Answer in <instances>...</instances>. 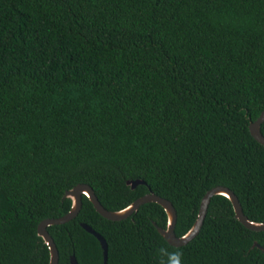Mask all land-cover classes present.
I'll list each match as a JSON object with an SVG mask.
<instances>
[{"label": "trees", "instance_id": "1", "mask_svg": "<svg viewBox=\"0 0 264 264\" xmlns=\"http://www.w3.org/2000/svg\"><path fill=\"white\" fill-rule=\"evenodd\" d=\"M263 109L264 0H0V264H49L37 225L67 213L79 183L112 211L170 200L177 236L215 186L264 223V145L249 131ZM167 221L156 202L109 220L83 194L47 230L58 264H102L81 223L106 264H159L161 246L183 264H264V231L224 195L185 245L158 232Z\"/></svg>", "mask_w": 264, "mask_h": 264}, {"label": "water", "instance_id": "2", "mask_svg": "<svg viewBox=\"0 0 264 264\" xmlns=\"http://www.w3.org/2000/svg\"><path fill=\"white\" fill-rule=\"evenodd\" d=\"M264 121V109L261 111L260 115L254 120L251 121L249 124V131L251 135L256 139L260 144L264 145V135L261 133L260 126L262 122ZM127 183L131 186V188H134L137 184H144L145 181L140 179L135 180H128ZM85 195L93 204L96 211L103 217L109 219V220H121L127 218L132 212L136 211L139 206L143 203L147 202H156L160 204L163 209L165 210L168 221L167 226L165 228H162L160 226H156L158 232L163 236V238L173 246H181L185 245L187 242H189L191 239H193L200 231V228L202 226L208 204L210 201V198L213 195L221 194L229 198L231 201V204L233 206L234 215L235 217L248 229L255 230V231H264V223L261 222H254L252 220H249L243 213L242 206L236 197V195L227 187L225 186H215L211 189H209L204 196L201 199L199 210L197 217L191 226V228L187 231L186 234L182 236H177L174 232V227L176 223V210L174 206L172 205L171 201L163 198L153 192L146 193L138 198H136L134 201H132L127 207L121 209V210H108L106 209L98 200L97 196L95 195L92 187L88 184L79 183L74 185L72 188L67 189L62 199L65 198H71L72 204L67 213H65L62 216L56 217V218H46L41 220L37 225V234L42 237L44 242L47 244L49 249V264H58V249L54 243L53 238L51 237L50 233L47 230V227L54 224H62L65 223L71 219H73L79 212L81 205H82V195ZM82 227L93 234L99 241L102 254H103V262L102 264H106L107 262V242L104 239V237L95 231L93 228H91L89 225L85 223H81ZM253 246L258 247L262 252H264V247L260 245L258 242H254ZM70 262L71 264H78L75 255L70 256Z\"/></svg>", "mask_w": 264, "mask_h": 264}, {"label": "clouds", "instance_id": "3", "mask_svg": "<svg viewBox=\"0 0 264 264\" xmlns=\"http://www.w3.org/2000/svg\"><path fill=\"white\" fill-rule=\"evenodd\" d=\"M159 264H183V252L170 251L167 247L161 246L157 249Z\"/></svg>", "mask_w": 264, "mask_h": 264}]
</instances>
